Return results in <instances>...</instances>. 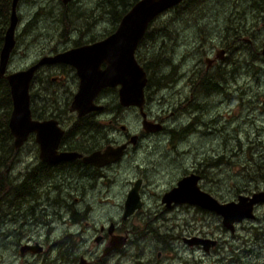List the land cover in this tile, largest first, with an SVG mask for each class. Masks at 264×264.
<instances>
[{
	"label": "rangeland",
	"instance_id": "374dc122",
	"mask_svg": "<svg viewBox=\"0 0 264 264\" xmlns=\"http://www.w3.org/2000/svg\"><path fill=\"white\" fill-rule=\"evenodd\" d=\"M106 1L71 0L65 8L62 0H20L17 8L19 20L15 33L16 44L6 73L27 67L39 52L51 49L62 32L73 38L79 37L80 33H86L85 37L111 33L117 22L112 21L111 15L106 11L108 7L104 9L103 3ZM253 6H257L255 10L248 11ZM258 7L263 8L257 11ZM34 16L38 17H35L37 23L27 27V23H34ZM30 27L33 28L27 30ZM263 39L264 0H195L177 11L170 9L155 18L148 30V36L135 52L140 64H157L150 72L154 86L145 87V94L150 98L148 110L152 115L165 116L164 120L170 126L193 122V134L180 146L179 160L183 166L193 165L194 168L203 170L205 177L207 176L203 183L211 195L220 201L236 200L238 194L246 195L264 189V182L257 171L258 165L264 161ZM247 40L250 42H246ZM235 42L245 49L238 50ZM211 46L213 47L210 48ZM224 46H227L226 63H221L222 69L217 70L218 74L229 75L226 83H219L223 92L219 94L211 91L208 95H203L205 90H198V93L193 94L197 96V99H193L194 108L178 112L180 105L185 106L186 98H191V83L201 79L205 72V58L215 57L216 50ZM232 71L235 73L233 77ZM165 74L169 77L163 80L161 77ZM157 84L161 87L158 88ZM109 100L104 99L106 102ZM144 109L146 110V106ZM120 111L117 115L118 130L120 125H126L130 133L139 134L142 127L138 109L124 108ZM110 117L111 114L102 115L100 120H109ZM2 138L0 135V144L3 143V147H6ZM32 142L30 138L27 143L31 145ZM155 143H158L156 137L143 139L141 146L124 158V169L119 168L118 176V180L125 183L129 179L135 181L137 178H144L143 196L147 209L159 205V196L176 180V176L173 177L166 170L168 162L177 153L166 151L163 146L157 149ZM10 160L11 157L9 164L2 168L5 177L0 176V264H15L21 240L17 230H29L33 227L31 218L40 216L39 211L30 209L35 205V199L7 190L9 184L14 182L13 176L16 173L27 171L24 166L18 165L16 158H12L11 162ZM8 166L10 170L14 169L11 175L8 174V169L3 170L9 168ZM114 187V193H108V197H103L106 196L105 193L103 196L98 194L92 201L94 213L91 214L90 211L85 215V225L91 228V238L84 243L82 249H86L89 255L94 254V251L99 254L101 249L93 241L96 230L93 226L116 216L123 205V189L120 193L123 186L116 182ZM55 197L56 194L53 198ZM41 202L43 200L37 208L43 207ZM110 205L113 209L107 214L105 207ZM53 207L57 208V204L54 203ZM30 210L33 211L31 214ZM21 211L27 212L24 218L20 217ZM145 211L144 206L138 210L140 214ZM254 213L253 219L237 224L234 233L222 229L221 217L215 213L207 215L210 218L209 223L198 216L199 230L218 239L220 245L213 254H206L202 249L196 250L193 263L190 264H264V203L259 204ZM189 216L190 211L179 212L173 224L183 225L185 221H189ZM20 220L24 223L22 227L17 225ZM49 221L52 225L50 230L54 231L53 237L61 235L67 227V216L63 212L60 218L50 215ZM132 225L142 228L143 222L131 220L130 226ZM41 227L39 224L35 228H40L41 234H44L45 229ZM35 228L32 229L35 231ZM73 229L77 232L78 226ZM183 230V227L178 228L177 233L181 234ZM139 233L138 231V235ZM256 233L259 236L258 242L252 244ZM146 239L139 247L130 248L133 254L144 250L145 254L152 257L151 250L155 242L150 243V239L146 242ZM16 240L18 241L13 243ZM10 241H13V245L5 243ZM48 250L51 264H64L57 259H62V245ZM226 257H231L227 260L229 263L225 261ZM30 260L33 261L32 264H37L35 257H30ZM106 261V264H112V259Z\"/></svg>",
	"mask_w": 264,
	"mask_h": 264
},
{
	"label": "flooded vegetation",
	"instance_id": "af4514ba",
	"mask_svg": "<svg viewBox=\"0 0 264 264\" xmlns=\"http://www.w3.org/2000/svg\"><path fill=\"white\" fill-rule=\"evenodd\" d=\"M19 1L20 0H18V3ZM70 1L71 0L67 3L62 2L64 4L63 6L67 8ZM18 3L16 7L17 16ZM35 17L38 18L34 16L32 20H34ZM57 18H59V15H57ZM37 21L38 20L35 19L34 23H27V27L35 25ZM32 28L30 27L27 30L30 31ZM62 33H60V37L54 42V46L51 49L45 52H39L26 66L29 67L36 64L43 56H52L71 48L92 44L109 35L85 37L86 33H80L79 37L73 38L70 34ZM142 39H144V37ZM246 42L250 41L247 40ZM212 45L214 44L212 43ZM235 45L238 50L241 48L243 50L245 49L244 46H238L236 42ZM212 47L213 46L210 48ZM224 47L216 50L215 57L205 58L207 64L205 72L202 73L201 79L195 83H191V98H186L185 106L183 107L180 105L177 109L178 112L179 110H190L194 108L193 99H197V96L193 94L198 93V90H205L203 95H208L211 91L219 94L223 92L219 83L222 85L226 83L229 75L228 73L218 74L217 69H222L221 63L225 62L227 59V55H225L227 46ZM227 50L228 53L229 49ZM105 66V63L102 62L99 65L100 70H103ZM146 74L148 78V72H146ZM234 74L235 73L232 71L231 76L233 77ZM80 80L81 78L76 67L71 64L57 62L38 65L30 80V108L32 117L39 121L56 120L58 126L63 130V135L57 146L58 153L77 152L86 156L95 151H104L107 146L115 147L118 145H125L123 154L120 159L99 166L85 163L81 157L57 162H47L40 158V146L36 141L35 133H31L23 145L14 148L15 152L11 154V160L12 158H16V160H18V165L24 166L27 171L25 173H16L13 176L14 182L8 183L10 187L7 190H14L15 188V192L18 190L15 193L16 195L28 196L35 199L36 203L32 205L30 209L39 211L40 216L36 215L31 218L33 220L32 228L40 224L42 225L41 228L45 229L44 234H41L40 228H35V231L32 228L27 231H24L23 228L17 230L18 234H20L19 239L21 240L19 241V253L16 252L17 258H15V261L17 260V263L15 262V264H32L33 261L30 260V257H35L37 264L38 261L40 264H51L52 260H49L51 254L48 249L56 245H62L63 247L62 259H60V257L57 259L61 260L64 264H79L81 261L85 264H106V260L108 259H112V264H190L193 263L196 250L198 249H202L206 254H213L220 243L218 239L209 237L207 233L199 230L198 216H201V220L209 223L210 218L207 217V215H212L213 213L216 215L218 214L197 204L162 201L165 193L176 187L179 180L191 174L198 177L196 180V187L200 191L211 195L210 190L203 183L207 177H205L204 171L194 168L193 165L183 166L182 161L179 160L181 157V154L178 153L179 150H181L179 148L183 145L184 140L186 141L193 134V122L186 123L185 125H168L164 120L165 116L152 115L148 110L150 98H147L145 94V103L143 107L146 106V110L144 108L143 110L146 114V118L151 122L159 123L161 126L160 130L147 132L142 127V117V130L138 132L139 134L130 133L126 125H120L118 130L117 115L121 112L120 110L124 108H136L139 111V108L134 105L120 104L118 95L119 85L112 87L107 86L99 90L93 101L95 104L102 106V108L79 116L76 111L70 110V106L78 91ZM146 85H148V81ZM215 86L218 91H214ZM104 99L110 100L106 102ZM159 102H161V100H159ZM170 113L173 114L172 112ZM108 114H111L109 120H100L102 115ZM175 117H178V115ZM175 117H173V119ZM133 137H135L134 142L131 141ZM151 137H156L158 139V143L154 145L155 148L158 149L163 146L166 151L177 153L170 159V162H168V170H166V172L173 177L176 176V180L173 182L174 184L170 182L169 184L171 185L159 196L160 204L155 208L147 209V204L143 196L145 186L144 178L140 177L135 179V181L129 179L125 183V181H119L118 176L120 173L119 168L124 169L122 163L128 153L136 151V149L141 146L143 139H149ZM30 138H32L33 141L31 145L27 143ZM256 142L258 143V139ZM262 163H264V161H262ZM14 166L16 165H13V167ZM7 169L9 170L8 174L14 172V169L10 170V167L3 170L7 171ZM138 180L140 181L138 184V194L141 207L134 210V212L127 217H124L123 212L127 194ZM116 182L119 183V186H123L120 188V193L123 189L122 194L124 199L123 205H121V209H119L120 214H118V208L115 206V210L118 211L116 216L110 217L107 221L101 222L98 226H93L96 229L93 233V241L101 249L99 254H97V251L96 253L94 251L92 252L94 254L89 255L86 249H82L84 243L91 238L89 232L91 228H89L87 224L85 225V215L89 214L90 211L91 214L94 213L95 209L92 206V201L98 197V194L103 196V193H105L106 196L103 197H108V193H114L116 188L114 184ZM11 184L14 185L11 186ZM117 191L119 193L118 189ZM252 193L253 192L250 194ZM55 194L56 197L53 198ZM41 200H43V202H41L43 207L37 208ZM54 203L57 204V208L53 207ZM80 205H83V207H80ZM143 206L146 208V211L144 214H140L138 210H141ZM257 206H255V208ZM105 208L107 214H110L109 210L113 209V206L110 205ZM187 211H190L189 221H185L183 225L173 224L179 212L186 213ZM31 212L33 211L30 210L29 214H31ZM62 212L67 216V227L65 230L63 229L61 235L53 237L52 233L54 231L52 232L50 230L52 225L49 221V216L52 215L60 218ZM20 214V217L24 218L27 212L21 211ZM168 214L172 215L169 216ZM131 220H141L143 222V227L136 228L135 225L130 226ZM168 221L169 223H167ZM239 223L234 225L233 231L223 226V224L222 229L224 231L228 229L231 233H234L237 228L236 225ZM17 225L22 227L24 223L20 220ZM77 226L78 231L76 232L73 228ZM182 227L185 230H183L181 234H178L177 229H182ZM138 231L140 232L139 235ZM147 236V239H150V243L155 242L151 250L152 257L145 254L144 250H140L139 253L133 254L130 248L139 247L140 243L143 242ZM255 236L252 244H257L258 242V234L256 233ZM115 238H122L124 243L120 247L111 248L112 241ZM18 240L5 243L12 244L11 242L16 243ZM189 240L210 241L201 244L196 242L193 243ZM23 246L39 247L40 251L32 252V250L29 249L22 253L21 247ZM230 258L231 257H226L225 261L229 263L227 260ZM53 261L55 262V259H53ZM216 262H218V260Z\"/></svg>",
	"mask_w": 264,
	"mask_h": 264
},
{
	"label": "water",
	"instance_id": "95a60500",
	"mask_svg": "<svg viewBox=\"0 0 264 264\" xmlns=\"http://www.w3.org/2000/svg\"><path fill=\"white\" fill-rule=\"evenodd\" d=\"M67 1L63 0L64 3ZM182 1L138 0L121 17L116 30L104 39L92 44L71 48L52 56H43L36 64L26 69L5 74L10 55L16 44L15 31L18 23L16 12L18 0H12L9 25L5 30L0 49V77H5L11 96L12 108L8 119V128L13 138L14 148L23 145L29 135L35 133L42 160L57 162L81 157L85 163L99 166L118 159L125 147V145L107 146L104 151H95L86 156L77 152H57L63 130L58 126L56 120L39 121L34 119L30 108V80L36 67L44 63L62 62L76 67L81 80L70 110L76 111L79 116L102 108L93 101L99 90L107 86L119 85L120 104L134 105L139 108L142 127L147 132L160 130V124L147 120L143 110L145 103L144 90L148 78L146 71L136 59L135 52L145 35L149 23L166 9ZM261 54L264 57V42ZM102 62L106 66L103 70H100L99 65ZM131 141L134 142L135 137ZM197 178L194 174L182 178L176 187L163 195L162 201L188 202L214 211L222 218L223 226L231 231H233L236 223L254 218L255 206L264 203V190L255 191L250 195L239 194L236 200L219 202L210 194L204 193L196 187ZM139 183L138 180L127 194L123 212L124 217L141 207L138 194ZM189 241L205 244L210 240ZM123 243L122 238H115L112 241L111 248L120 247ZM29 249L32 252L40 251L39 247L23 246L21 252L23 253ZM79 264L85 263L81 261Z\"/></svg>",
	"mask_w": 264,
	"mask_h": 264
},
{
	"label": "trees",
	"instance_id": "16d2710c",
	"mask_svg": "<svg viewBox=\"0 0 264 264\" xmlns=\"http://www.w3.org/2000/svg\"><path fill=\"white\" fill-rule=\"evenodd\" d=\"M137 1L138 0H107L106 2L103 3V7H104V9H106L108 7V9L106 11L111 15L112 21L117 22V26H118V24L121 20V17ZM191 1L195 2V0H183L181 3L174 6L172 9L177 11L180 9V7H183L184 5L190 4ZM11 3H12V0H0V49H1V46L3 43V36L5 33V30H6L7 26L9 25ZM255 7H257V6H253V8H249L248 11L250 9H254ZM261 8H263V7H258L256 10L259 11V9H261ZM151 23H150L147 31L149 30ZM117 26L115 27V29L117 28ZM113 31H111V33ZM147 36H148V32L146 35H144V39ZM142 41H143V39L140 41V43ZM156 65H157L156 62H150V63L146 62L142 65L144 67V69L146 70V72H148V86H154V82L152 80L150 72L154 70V67H156ZM168 77L169 76L165 74V75H162L161 78L163 80H166ZM156 86L158 88L161 87L159 84H157ZM216 89L217 88L215 87L214 91H218ZM11 108H12V103H11V96H10V92H9V86H8L6 79L4 77H1L0 78V110H1V112H0V131H1L0 135H1V137H3L2 138L3 142H6V147H3V143L0 144V176L1 177H5L4 176L5 174L2 172V168L3 167L5 168L9 164V159L11 157L10 154L15 152V149L12 145L13 138H12V135L10 134V131L8 128V119H9V116L11 113ZM257 171L259 173L260 178L264 182V163H261L260 165H258ZM6 183H7V181H6ZM1 186L3 187L2 183H1ZM13 191H15V188H14V190L11 189V192H13ZM61 253H63V252H61Z\"/></svg>",
	"mask_w": 264,
	"mask_h": 264
},
{
	"label": "bare ground",
	"instance_id": "6f19581e",
	"mask_svg": "<svg viewBox=\"0 0 264 264\" xmlns=\"http://www.w3.org/2000/svg\"><path fill=\"white\" fill-rule=\"evenodd\" d=\"M68 1H69V0H68ZM68 1H67V2H68ZM62 2H63V0H62ZM67 2H66V3H67ZM63 3H64V2H63ZM180 3H181V2H180ZM177 5H178V4H177ZM175 6H176V5H175ZM173 7H174V6H173ZM173 7L168 8V9H166L165 11L172 9ZM165 11H163V12H165ZM163 12H162V13H163ZM162 13H161V14H162ZM161 14H159V15H161ZM159 15H158V16H159ZM156 17H157V16H156ZM156 17H155V18H156ZM155 18H154V19H155ZM154 19H153V20H154ZM153 20H152V21H153ZM152 21H151V22H152ZM151 22H150V23H151ZM150 23H149V25H150ZM149 25H148V27H149ZM148 27H147V29H148ZM147 29H146V31H147ZM115 30H116V29H115ZM15 33H16V31H15ZM145 33H146V32H145ZM110 34H111V33H110ZM106 37H107V36H106ZM15 40H16V39H15ZM12 51H13V50H12ZM263 58H264V57H263ZM140 65H141V64H140ZM7 66H8V64H7ZM141 66H142V65H141ZM142 67H143V66H142ZM143 68H144V67H143ZM144 70H145V69H144ZM217 70H218V69H217ZM18 71H19V70H18ZM6 72H7V70H6ZM6 72H5V74H9V73H6ZM13 72H14V71H13ZM10 73H11V72H10ZM3 77H4V76H3ZM0 78H1V77H0ZM4 78H5V77H4ZM216 88H217V87H216ZM29 89H30V84H29ZM216 90H217V89H216ZM118 146H120V145H118ZM116 147H117V146H116ZM123 151H124V150H122V153H121V155H120V157H119L118 159L121 158V156H122V154H123ZM118 159H116V160H118ZM116 160H111V161H116ZM109 162H110V161H109ZM107 163H108V162H107ZM105 164H106V163H105ZM31 210H32V209H31Z\"/></svg>",
	"mask_w": 264,
	"mask_h": 264
}]
</instances>
